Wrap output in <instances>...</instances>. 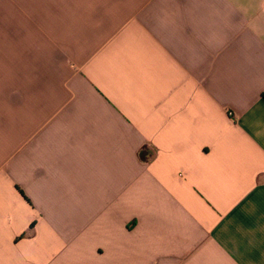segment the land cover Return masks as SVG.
I'll return each mask as SVG.
<instances>
[{
  "label": "crops",
  "instance_id": "0c3cea01",
  "mask_svg": "<svg viewBox=\"0 0 264 264\" xmlns=\"http://www.w3.org/2000/svg\"><path fill=\"white\" fill-rule=\"evenodd\" d=\"M0 264H264V0H0Z\"/></svg>",
  "mask_w": 264,
  "mask_h": 264
}]
</instances>
